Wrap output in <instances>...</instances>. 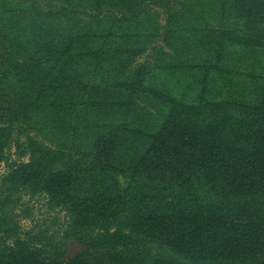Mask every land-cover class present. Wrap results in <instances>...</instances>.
Wrapping results in <instances>:
<instances>
[{
    "label": "trees",
    "instance_id": "1",
    "mask_svg": "<svg viewBox=\"0 0 264 264\" xmlns=\"http://www.w3.org/2000/svg\"><path fill=\"white\" fill-rule=\"evenodd\" d=\"M44 1L63 6V11L57 13L62 26L53 34H31L36 31L28 23L27 34L0 33L3 117L35 123L42 120L43 127H50L59 126L58 120L48 121L52 113L62 110L84 109L92 114L100 108L105 110L109 104L125 105L119 100L121 97L115 98L95 82L130 73L146 40L152 41L161 32L165 42L171 40L178 48L172 58L176 64L191 61L198 72L202 69L196 58L199 53L188 49L186 39L166 33L170 23L162 28L160 22L154 21L153 10L145 6L146 2L160 4L161 0ZM235 9L243 21L250 18L251 10L264 13V0H235ZM28 10L31 20L41 14L37 15L34 6ZM175 12L181 13L174 9ZM131 18L138 19L137 28L143 27V35L123 33L124 22ZM14 25L22 31L20 20L16 19ZM177 32H181L180 28ZM230 41L243 44L242 38ZM206 43L202 40L194 47H205ZM174 67L179 69L180 65ZM141 70L137 77L133 76L135 81L144 76L140 75ZM201 76L197 85L204 88L199 97H171L172 106L161 131L151 139L139 162L133 163V177L135 173L149 172L159 180L157 183L124 185L107 167L98 168L105 155L110 162L115 155L117 129L108 130L105 136L95 135L97 166L40 144L36 146V141L30 139V162L14 171L16 182L32 192L46 193L52 200L60 201L65 195L66 200L79 201L91 212H87V219L97 218L98 232L90 229L86 249L70 260L64 259L62 243L48 247L19 236L10 244L0 240V264H255L262 258L264 84L245 102L209 101L206 94L212 86L207 76ZM131 87L126 86L129 90ZM138 91L140 86L133 94ZM146 91L151 93L149 88ZM8 133L9 129L0 126L1 158L11 139ZM206 178L214 184L212 189L220 191L218 200L212 203L205 202L204 196L199 198L198 192L205 186L194 188L197 180ZM140 185L142 189L138 188ZM143 188L154 191L144 192ZM146 201L152 207L148 216L136 208L129 213L121 209L134 202L142 206ZM106 217L116 218L108 228L104 225ZM84 223L86 228L85 219ZM123 226L129 233L121 229ZM1 231L8 234V229Z\"/></svg>",
    "mask_w": 264,
    "mask_h": 264
},
{
    "label": "rangeland",
    "instance_id": "2",
    "mask_svg": "<svg viewBox=\"0 0 264 264\" xmlns=\"http://www.w3.org/2000/svg\"><path fill=\"white\" fill-rule=\"evenodd\" d=\"M224 2L226 1L161 0L160 4H145L147 8L150 7V11L153 10L156 15L154 21L160 22L162 28L170 23L166 33L186 39L188 49L199 53L196 58L202 68L200 72L191 61L177 64L174 62L175 59L172 58L176 56L178 48L171 40L165 42L161 32L162 35L152 41L146 40L147 45L134 60L135 64L130 66V73L119 76L114 74L95 82L96 85L112 92L115 98L121 97L119 100L125 105L112 107L109 104L105 110L100 108L96 110L99 112L92 114L84 109L79 112L74 109L71 112L62 110L60 113H52L48 121L50 123L58 120L59 126L50 127H43L42 120L35 123L24 118L10 119L3 117L0 112V126L9 129L10 135H6L11 137L5 144L2 158L0 157V230L8 229L6 235L0 232L2 242L10 244L13 238L19 236L29 238L34 243L47 244L48 247L62 243L65 248L64 259L70 260L86 249V240L91 231L98 232L97 218L87 219V212H91L79 201L66 200L65 195L60 197V201L52 200L48 194L32 192L16 182L14 171L22 163L30 162V139L36 141V146L40 144L46 149L84 159L87 164L97 166L93 152L95 135L105 136L108 130L117 129L119 139L116 142L115 155L111 162L105 155L99 160L101 165L98 168L107 167L110 174L124 185L157 183L159 180L149 172L141 175L135 173L133 177V163L138 161L142 153L149 148L151 139L161 131L168 116V108L172 106L171 97L175 94L184 98L199 97L204 86H198L197 83H200L199 79H203L201 75H204L212 86L206 94L207 100L235 99L245 102L251 99L254 92L259 90V86L264 84V45H255L264 43V23H261L264 13L256 14L251 10V19L241 21V16L235 9V0H227L223 6ZM30 6H34L37 15L41 12L38 18L31 20V11L28 10ZM174 9L181 13H174ZM245 9L248 10L249 7ZM61 11L62 4L51 1L0 0V33L27 34L25 27L28 23L37 32L31 34H53L62 26V19L57 17V13ZM9 19L13 20V24ZM16 19L21 21L22 31L14 25ZM137 22L138 19L134 18L125 21L123 33L143 35V27L138 29ZM179 28L181 32H177ZM234 37L242 38L243 44L231 42L230 39ZM23 38L28 39L26 36ZM202 40L207 42L206 46L195 48V44ZM253 42L256 43L250 44ZM174 65H180V68L176 69ZM140 69V75L144 76H141V81H135L133 76L137 77ZM126 86L132 87L129 90ZM137 86H140V93L134 95ZM148 88L151 93L146 91ZM131 98L133 105H130ZM212 185L214 186L207 178L205 181L199 179L195 183L196 190L197 187L205 186L198 194L199 198L204 196L207 203L219 198L220 191L212 189ZM138 188L142 189L141 185ZM143 189L144 192L154 191L152 188ZM134 208L148 216L152 207L148 201L142 206L136 205L135 202L121 206L124 213H129ZM113 219L116 218L104 219L106 228ZM90 229L92 230L89 231ZM121 229L129 233L125 226ZM255 264H264V256L256 260Z\"/></svg>",
    "mask_w": 264,
    "mask_h": 264
}]
</instances>
